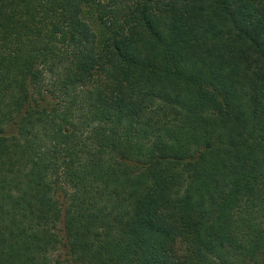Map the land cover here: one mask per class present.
I'll return each instance as SVG.
<instances>
[{
  "label": "trees",
  "instance_id": "16d2710c",
  "mask_svg": "<svg viewBox=\"0 0 264 264\" xmlns=\"http://www.w3.org/2000/svg\"><path fill=\"white\" fill-rule=\"evenodd\" d=\"M0 264H264V0H0Z\"/></svg>",
  "mask_w": 264,
  "mask_h": 264
},
{
  "label": "rangeland",
  "instance_id": "374dc122",
  "mask_svg": "<svg viewBox=\"0 0 264 264\" xmlns=\"http://www.w3.org/2000/svg\"><path fill=\"white\" fill-rule=\"evenodd\" d=\"M96 11L93 7H86L85 13H84V18L85 20L90 23L94 28H98L96 26Z\"/></svg>",
  "mask_w": 264,
  "mask_h": 264
}]
</instances>
